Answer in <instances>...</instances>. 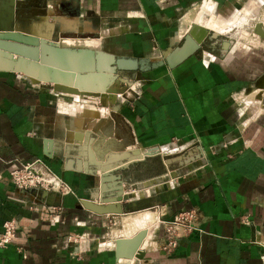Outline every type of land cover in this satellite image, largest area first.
Segmentation results:
<instances>
[{
  "label": "crops",
  "instance_id": "1",
  "mask_svg": "<svg viewBox=\"0 0 264 264\" xmlns=\"http://www.w3.org/2000/svg\"><path fill=\"white\" fill-rule=\"evenodd\" d=\"M46 1L45 6L44 0H28L22 9L28 20L14 26L40 31L45 23H55L51 15H61L74 20L79 31L98 32L90 37L102 36V49L149 61L179 44L186 31L204 43L173 67L136 71L138 81L124 76L131 87L116 94V108L97 106L92 96L61 94L51 83L21 72L0 70V225L8 218L17 223L13 241L0 247V264H264V38L253 30L255 22L264 29V0ZM225 27L230 31L209 36ZM55 94L63 96L57 104ZM96 115L107 117L93 135L110 139L104 158L96 156L91 135L82 141L66 137L75 128V116L90 117L91 126ZM171 145H179L174 153L191 151L187 155L193 160L166 167L161 155L170 153L163 149ZM147 146L160 149L161 173L149 167L140 174L148 158L113 169L153 150L133 149ZM34 158L64 178L72 192L15 186L9 170ZM108 169L102 180V170ZM119 189L129 194L122 204L147 202L117 214L79 206L81 198L99 201L101 192L116 196ZM144 209L165 220L190 211L194 227L166 250L160 247L163 225L152 228L155 220L147 213L153 225L134 219L138 229L149 228L142 258L116 259L113 242L110 248L97 247L96 240L105 235L113 241L136 232L115 224ZM77 232L82 239L91 237L79 252L69 239Z\"/></svg>",
  "mask_w": 264,
  "mask_h": 264
},
{
  "label": "water",
  "instance_id": "2",
  "mask_svg": "<svg viewBox=\"0 0 264 264\" xmlns=\"http://www.w3.org/2000/svg\"><path fill=\"white\" fill-rule=\"evenodd\" d=\"M27 3L28 0H1L0 2V70L21 72L35 78L37 81L51 83L54 90L94 96L102 106L113 105L116 108L115 103L118 99L116 94H124L127 84H129L123 79L124 76L134 80L136 71H145L161 64L173 67L194 53L204 43L203 39L197 40L190 31H186L181 42L164 49L162 57L156 61H149L146 57L136 58L118 55L104 49H94L87 46L64 45L58 40L33 33L32 28L26 29L22 26L21 28L14 26L17 24H14L16 21L28 20L27 15L22 10ZM43 3V5H47L46 0ZM29 21L32 23L31 20ZM253 30L264 38V29L260 22L254 23ZM75 34L77 33L61 32L60 35ZM220 34L214 30L209 31L211 38ZM225 42L228 41L225 40ZM120 82L124 84L120 85ZM95 117L97 118L96 122L90 126V117L75 116L73 120L75 128L66 132V137L82 141L87 139L88 135H91L89 142H92L96 156L104 158L108 152L106 144L110 142V139H105L104 135L94 138L93 135L97 131L96 127L106 121L107 117L99 118V115ZM98 143L102 145L101 149L97 148ZM133 149L142 150L137 147ZM151 149H153L151 152L139 158L122 162L114 166L113 169L127 168L130 164L160 153L157 147ZM199 150L202 152L200 146ZM190 152L162 154L161 161L168 168L174 166L176 162L182 164L193 160V155H187ZM110 169L102 170V180L108 176ZM94 171L95 168L90 170V172ZM120 192L119 189L116 196H105L101 192L99 201L81 198L79 206L98 214H117L144 207L145 202H147V199H138L122 204L121 201L127 200L129 194L128 192ZM153 203L155 202L153 201ZM146 233V228H140L132 235L114 238L115 258H142L144 251L140 247Z\"/></svg>",
  "mask_w": 264,
  "mask_h": 264
},
{
  "label": "built area",
  "instance_id": "3",
  "mask_svg": "<svg viewBox=\"0 0 264 264\" xmlns=\"http://www.w3.org/2000/svg\"><path fill=\"white\" fill-rule=\"evenodd\" d=\"M11 182L19 188L40 187L44 189H60L61 192L71 191L70 186L63 181L58 173L53 171L43 160L34 158L26 161L20 166L11 168L8 172ZM195 214L190 211H181L176 213L171 220H163L164 243L161 248L170 250L177 244L178 237L181 232L190 230L194 227L191 218ZM17 223L14 218H8L2 221L0 225V247L8 246L16 236ZM84 234H71L69 239L72 242H80ZM18 251L25 257L26 253L21 246H18ZM264 257V255H263Z\"/></svg>",
  "mask_w": 264,
  "mask_h": 264
},
{
  "label": "rangeland",
  "instance_id": "4",
  "mask_svg": "<svg viewBox=\"0 0 264 264\" xmlns=\"http://www.w3.org/2000/svg\"><path fill=\"white\" fill-rule=\"evenodd\" d=\"M200 7V6H199ZM198 7V8H199ZM198 8H195L193 11H192V13L191 14H189L187 17H186V20H187V22H189L190 20H191V18L194 16V14H195V11L198 9ZM217 14V13H216ZM217 15H219V14H217ZM51 17V19H52V16H50ZM55 19V20H54ZM54 19H52L55 23H57V24H53V22L51 21V22H47V23H45L43 26H41V24H40V28H42V30H38V29H34L33 30V33H35V34H37V35H40V36H42L41 35V33H42V31L43 30H46V29H51V28H54V30L55 31H57V29H58V21L59 20H61L62 19V17L60 18V17H56V16H54ZM58 19V20H57ZM49 26V27H48ZM53 26V27H52ZM47 27V28H46ZM44 28V29H43ZM87 28H90V27H87ZM92 31H93V29H91ZM102 31H106L105 29H103ZM232 32V31H231ZM65 33V32H64ZM73 33V32H72ZM106 33H107V31H106ZM61 34V33H60ZM78 34L79 35H91V34H89V33H87V32H83V31H79L78 32ZM92 36H99V33L98 32H92ZM104 36V35H103ZM221 36V35H220ZM58 37H59V35H58ZM49 39H54V38H49ZM75 39V38H74ZM88 39H92V41H90V42H94V40H95V42H97V43H99L100 42V46L98 47V49H102V48H104V45H103V43H102V40L101 39H103L102 38V36L100 37V38H95V39H93V38H90V37H86V38H84V39H79V40H84V41H88ZM54 40H58V39H54ZM59 42H60V40H58ZM135 74L137 75L138 73L137 72H135ZM134 80L135 81H138V78H137V76H136V78H134ZM45 84H47V83H45ZM124 83L123 82H120V85H123ZM129 87H131V85L130 84H127V88H126V92H127V90H129L130 91V88ZM61 94L63 93L62 91H59ZM56 95L55 94V96H54V98H55V103L54 104H57V102L58 101H60L62 98H63V96L62 95ZM74 95H76V94H74ZM77 95H79V94H77ZM125 95H123V97H124ZM93 98H94V96H92ZM80 99H82V97L80 98ZM80 99H77L75 102H77V103H79L80 102ZM98 104H99V102H98ZM116 104H118V99L116 100V103H115V105ZM56 105H54V107H55ZM97 106H102L101 104H99V105H97ZM106 107H108V105L106 106ZM113 114V111H111V112H109V114ZM179 145H171V146H169V147H166V149H163V150H165V151H175V150H177L176 148L178 147ZM152 148V147H150V146H147V147H138L139 149H144V148ZM154 147V146H153ZM158 148V147H157ZM158 150L160 151V149L158 148ZM158 155L159 154H155V155H151V157H148V159H149V161L147 162V163H145V164H143V165H141L140 167H139V170H140V174L142 175V170L143 169H145V172H147L148 171V168L150 167V170H152V172H158V173H161V171H162V164L160 165L159 163H158ZM144 165H145V167H147V169L144 167ZM61 177V176H60ZM166 177H168L167 175H166ZM62 178V177H61ZM173 178H175V177H172V179ZM63 179V181H65L66 182V180H64V178H62ZM69 186H70V188H72L71 187V185L68 183V182H66ZM54 190V189H53ZM55 190H58V191H61L60 189H55ZM72 191H69V192H66L65 194H69V193H71ZM87 198V197H86ZM147 213H149V214H151V216H152V219H154L155 221H154V225H153V220L151 221V219H149L148 218V214ZM154 217V218H153ZM135 218H137L138 220H140L141 221V223L140 224H142V222L143 221H145V220H150V222H144V226H149V225H153V227L152 228H155L156 226H160V225H162V221L163 220H165V218L163 217V215H161V214H156V212H151V209H144V210H140V211H137V212H132V213H129L128 215H127V217L125 218V219H122L120 222H118L117 224H115V226H118V227H120V228H124V231L125 232H132V230H134V231H136L137 229H138V226L137 225H135V223H134V219ZM109 225H111V224H109ZM146 229L148 228V227H145ZM109 229V228H108ZM148 231H149V228H148ZM82 232H77L76 234H81ZM89 233L90 232H87V236H89ZM87 238V240L88 239H91V237H86ZM85 239H82L80 242L77 240V242H73L74 244H75V246L77 247V251L79 252L80 251V249L82 248V247H84L85 245L87 246V240H85ZM89 241V240H88ZM96 242H97V247H98V245H100V246H102L103 248H110L111 247V245H112V240H111V238H110V236H108V235H105L104 236V238H101V239H97L96 240ZM84 243V244H83ZM103 244V245H102Z\"/></svg>",
  "mask_w": 264,
  "mask_h": 264
},
{
  "label": "bare ground",
  "instance_id": "5",
  "mask_svg": "<svg viewBox=\"0 0 264 264\" xmlns=\"http://www.w3.org/2000/svg\"><path fill=\"white\" fill-rule=\"evenodd\" d=\"M52 13V12H51ZM52 16V19H54V16H56V17H62L61 15L59 16V15H51ZM55 20V19H54ZM58 20V19H57ZM77 23L74 21V20H72V19H68V18H65V17H62V19L61 20H59L58 21V29H57V31H55L54 30V28H49V29H46V30H43L42 31V33H41V35L43 36V37H45V38H54V39H58V40H60V42L62 43V44H64V45H79V46H87V47H90V48H94V49H98V47L101 45L100 44V42L99 43H97V42H95V40H94V42H90V41H92V39H88V41H82V40H79V39H84V38H86V37H90V36H88V35H86V36H80V35H78V32H79V28L77 27V25H76ZM197 24V23H196ZM200 24V23H199ZM207 24H209V23H207ZM211 25V24H210ZM236 25V24H235ZM202 26V25H201ZM193 27H194V25H193ZM199 27V26H198ZM209 28V27H208ZM224 29V31H220V30H218V31H220V33H226V32H228V31H230V27H225V28H223ZM84 30H86L87 32H90V33H92L93 31L91 30V28H87V27H85L84 28ZM83 31V30H82ZM195 31V30H194ZM61 32H70V33H72V32H76L77 34H75V35H69V36H61L60 35V33ZM197 32V31H196ZM89 33V34H90ZM201 33V32H200ZM104 34H106V31H101L100 32V35H104ZM58 35H59V37H58ZM75 38V39H74ZM90 38H93V39H95V37H90ZM26 75V74H25ZM124 80H126L127 82H128V80L127 79H124ZM58 91V90H57ZM62 92H67V91H62ZM67 93H72V92H67ZM72 94H76V93H72ZM77 95V94H76ZM88 162V161H87ZM148 231V230H147ZM143 247V246H142ZM121 259V258H120ZM125 259H128V258H125Z\"/></svg>",
  "mask_w": 264,
  "mask_h": 264
}]
</instances>
